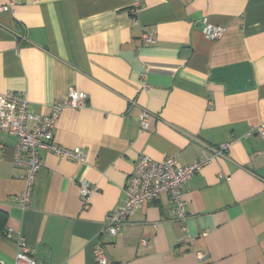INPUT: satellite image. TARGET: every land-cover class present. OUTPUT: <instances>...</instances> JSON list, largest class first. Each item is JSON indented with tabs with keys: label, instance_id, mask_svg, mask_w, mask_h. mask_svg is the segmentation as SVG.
<instances>
[{
	"label": "crops",
	"instance_id": "crops-1",
	"mask_svg": "<svg viewBox=\"0 0 264 264\" xmlns=\"http://www.w3.org/2000/svg\"><path fill=\"white\" fill-rule=\"evenodd\" d=\"M138 1L0 0V93H25L41 116L59 102L56 143L87 153L42 150L24 209L18 138L0 131V261L14 264L24 242L38 264H96L98 245L112 264H264V0ZM71 89L86 106L66 104ZM143 154L210 159L185 182L184 220L164 192L111 236ZM83 184L95 189L87 206Z\"/></svg>",
	"mask_w": 264,
	"mask_h": 264
},
{
	"label": "built area",
	"instance_id": "built-area-1",
	"mask_svg": "<svg viewBox=\"0 0 264 264\" xmlns=\"http://www.w3.org/2000/svg\"><path fill=\"white\" fill-rule=\"evenodd\" d=\"M135 7L139 1L135 0ZM9 6H0L1 11L8 10ZM203 33L211 40H218L224 34L225 28L203 22ZM145 42H153L151 35L144 36ZM66 104L74 108H82L87 104V94L71 89ZM63 106L55 102L51 106V112L41 116L30 110V101L23 92L6 91L0 93V131L17 136L18 142L15 148L14 162L24 168L25 187L17 197L18 203L24 209L31 205L32 193L37 178V173L43 165L40 152L46 150L57 156L78 162H84L87 153L80 149H69L60 146L54 138V129L60 117ZM149 113L144 111L141 116L143 130H148ZM32 123V126L30 125ZM258 134L264 136V125L256 128ZM250 134V132H249ZM231 141L221 145L216 151L222 154L228 149ZM210 158L207 156L192 164H180L175 155L162 160H155L143 154L136 161L135 170L130 176L129 183L124 188L126 199L114 210L106 221L105 228L111 236H116L129 216L145 202L154 200L166 192L170 196L171 209L169 215L175 219L184 220L187 216L186 201L183 198L185 182L199 172ZM95 190L88 184L81 185V196L84 205L87 206L90 194ZM145 242V241H143ZM21 250L16 254L14 264H38L31 257V250L26 243H20ZM96 264H112L107 258L101 245L95 248ZM0 264H7L0 261Z\"/></svg>",
	"mask_w": 264,
	"mask_h": 264
}]
</instances>
